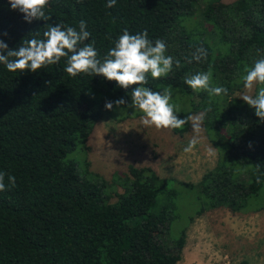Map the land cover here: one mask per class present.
<instances>
[{"label": "trees", "instance_id": "1", "mask_svg": "<svg viewBox=\"0 0 264 264\" xmlns=\"http://www.w3.org/2000/svg\"><path fill=\"white\" fill-rule=\"evenodd\" d=\"M196 1L116 0L108 8L109 0H50L44 10L51 19L29 23L0 0V40L10 49L24 39H44L47 25L59 22L79 31L85 21L91 33L85 43L95 41L99 59L125 29L164 41L166 55L181 66L158 79L149 73L144 86L161 93L171 87L179 119L204 113L202 126L218 151L216 165L196 184L129 166L111 203L108 184L89 163L80 169L67 156L86 149L96 123L111 111L106 103L129 101L138 85L126 90L102 76L73 78L65 58L36 72H9L0 64V172L7 188L0 191V264H178L187 233L186 226L174 230L180 217L174 184L195 193L198 206L187 225L217 208L264 210V122L237 97L246 69L264 57V0H235L219 10L209 4L221 0H207L202 25L193 31L183 21ZM200 47L207 58L189 62ZM209 71L211 86L227 88V95L210 96L185 83L186 76ZM179 101L188 108L177 111ZM189 126L172 130L183 135ZM9 176L14 187H7Z\"/></svg>", "mask_w": 264, "mask_h": 264}, {"label": "rangeland", "instance_id": "2", "mask_svg": "<svg viewBox=\"0 0 264 264\" xmlns=\"http://www.w3.org/2000/svg\"><path fill=\"white\" fill-rule=\"evenodd\" d=\"M234 1L221 0L209 5L213 10H219L222 4ZM207 4V0L189 3L192 15L183 21L189 30L194 31L202 25L201 15ZM261 87L264 85L256 84L250 94L255 96ZM245 91L243 89L237 97L240 98ZM172 101L170 103L174 105ZM179 102L177 111L188 108L186 103ZM128 103H131V97ZM143 115L126 107L122 111H107L104 118L96 123L86 149H76L67 156V160L76 162L77 166L80 163V169L85 162L89 163L88 170L108 184L111 203L117 200L116 194L123 191L121 184L129 166L150 167L159 177L196 184L216 165L218 151L204 128L200 143L191 152H185L194 135L191 123L185 134L178 135L172 128L144 127L141 123ZM213 135L217 142L226 143L221 134L214 132ZM174 188L179 192L177 203L180 212L174 230L186 226L187 233L183 258L178 264H264V210L232 213L228 209L217 208L187 225L188 215L198 206L195 193L178 184H174Z\"/></svg>", "mask_w": 264, "mask_h": 264}, {"label": "clouds", "instance_id": "3", "mask_svg": "<svg viewBox=\"0 0 264 264\" xmlns=\"http://www.w3.org/2000/svg\"><path fill=\"white\" fill-rule=\"evenodd\" d=\"M49 2L50 0H9L11 9L23 13L24 19L29 23L33 20L51 19L44 10ZM115 4L116 0H109L107 7H114ZM43 36L44 39H24L16 49H10L3 40H0V64H3L9 72L18 70L36 72L48 65L58 64L62 58H65V71L73 78L80 74L102 76L109 81H116L126 90L138 85L131 91V103L120 98L114 102H107L106 109L122 111L126 107L140 111L144 114L141 117L144 127L178 129L191 123L194 135L184 151L191 152L200 143L205 114L199 113L179 119L174 105L170 103L173 92L171 87L164 88L161 93L144 86L148 83L149 73L152 78L158 79L167 77L173 71L174 64L176 68L181 66L179 60L166 55L167 46L164 41L157 39L153 42L148 38L147 31L130 34L125 29L113 42L114 47L109 49L103 59H99L95 41L85 43L91 36L85 21L79 22V31L64 25L63 22L55 26L48 24ZM206 58L207 50L200 47L192 54L189 62L191 60L199 62ZM210 82V71L185 77V83L194 91H207L210 96L228 94L227 88L212 87ZM243 82L246 91L240 95V98L254 108L255 115L264 122V87H261L255 96L250 94L256 84L264 85V57L256 60L251 69H246ZM209 151L211 152L212 149ZM4 181L5 174L0 172V191L7 190ZM8 182L7 187H14L15 177L9 176Z\"/></svg>", "mask_w": 264, "mask_h": 264}]
</instances>
